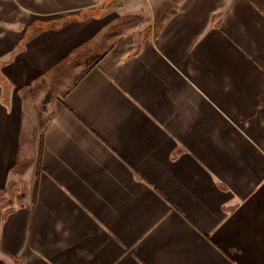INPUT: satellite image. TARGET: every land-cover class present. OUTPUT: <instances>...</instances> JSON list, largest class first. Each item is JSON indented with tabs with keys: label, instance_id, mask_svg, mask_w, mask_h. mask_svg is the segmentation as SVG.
I'll return each instance as SVG.
<instances>
[{
	"label": "crops",
	"instance_id": "obj_1",
	"mask_svg": "<svg viewBox=\"0 0 264 264\" xmlns=\"http://www.w3.org/2000/svg\"><path fill=\"white\" fill-rule=\"evenodd\" d=\"M121 1L0 0V264H264V0Z\"/></svg>",
	"mask_w": 264,
	"mask_h": 264
},
{
	"label": "rangeland",
	"instance_id": "obj_2",
	"mask_svg": "<svg viewBox=\"0 0 264 264\" xmlns=\"http://www.w3.org/2000/svg\"><path fill=\"white\" fill-rule=\"evenodd\" d=\"M165 5L162 1L153 0H123L117 10L110 17L114 18L112 24L114 31L113 37H118L128 44L136 43L135 49L141 40L153 35L161 19H163ZM92 63L87 64L89 70ZM53 94L47 95L42 103L38 104L37 114L40 127L50 115L49 103L52 101Z\"/></svg>",
	"mask_w": 264,
	"mask_h": 264
},
{
	"label": "trees",
	"instance_id": "obj_3",
	"mask_svg": "<svg viewBox=\"0 0 264 264\" xmlns=\"http://www.w3.org/2000/svg\"><path fill=\"white\" fill-rule=\"evenodd\" d=\"M42 144L40 146V158H39V162H38V168H37V177H39L40 175V172H41V154H42ZM36 192H37V185H36V188H35V191H34V195L36 196Z\"/></svg>",
	"mask_w": 264,
	"mask_h": 264
}]
</instances>
